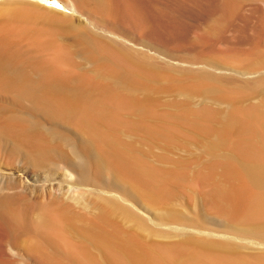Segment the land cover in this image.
<instances>
[{
    "label": "rangeland",
    "instance_id": "rangeland-1",
    "mask_svg": "<svg viewBox=\"0 0 264 264\" xmlns=\"http://www.w3.org/2000/svg\"><path fill=\"white\" fill-rule=\"evenodd\" d=\"M58 1L59 10L48 13L60 20L41 18L35 26L48 28L40 34L45 43V34L52 38L48 49L9 39L29 66L64 46L70 58L61 69L72 85L105 82L98 75L107 58L91 52L84 35L120 43L144 63L126 72L135 87L118 121L94 122L104 141L78 116L0 83V198L27 216L15 231L17 246L0 229V257L11 264H203L208 256L264 264V215L245 209L249 197L264 195L261 155L249 156L260 151L264 130L257 115L264 86L253 85L264 79V0H235L227 18L223 0H137L132 28L96 0ZM19 4L48 10L37 0H0V23L3 11ZM89 91L91 102L109 95L99 86ZM120 152L155 171V183L128 172ZM219 188L230 203L216 200ZM46 210L64 217L60 241L39 227ZM35 242L38 257L29 249Z\"/></svg>",
    "mask_w": 264,
    "mask_h": 264
},
{
    "label": "bare ground",
    "instance_id": "bare-ground-1",
    "mask_svg": "<svg viewBox=\"0 0 264 264\" xmlns=\"http://www.w3.org/2000/svg\"><path fill=\"white\" fill-rule=\"evenodd\" d=\"M37 1L40 3V5H44V9L48 10L46 11L41 8H37L31 4H19L16 9H5L3 11L6 13L4 14V20L0 23V83L2 85L21 88L22 90L26 91L28 95L40 101L44 107H47L46 109H49L50 111L78 116L80 118V123L85 125L92 133L104 141L106 140V137L96 130L97 127L94 126V122L99 118H102L103 120L108 119L107 121L112 123L118 121L117 111L129 104L130 100H128V93H130L135 87L127 80L126 72L141 68V65L144 62L140 60V56L138 57V55H136L133 50L123 47V45H120V43L118 44L119 46H115L114 44L111 46L109 43L105 44V42L103 43V41L96 37H86L84 35L87 48L94 54L100 55L102 57L105 56L107 58V63H109V65L106 64L98 75V77L105 80V82L102 81V83H91L88 80L82 79L79 80V83L76 85V87L72 85V78L68 77V75L65 74L61 69L62 65L68 62L70 58L69 53L64 49V46L63 49H56L47 59L32 62V65L29 66L21 55L11 50L9 47V39L12 37H20L25 39L29 38L33 42L31 43L34 44V46L36 45L35 48H47V46H49L47 43L50 42L52 38L48 37V33L45 34L47 37L44 34L42 35L45 36V41L47 38H50V40L47 39L49 41H46L45 43L40 40L42 29L40 27L39 28L41 30L35 28L36 22L41 18L43 21L44 19L54 22L60 20V18H58V20L56 16L48 13V11L51 12L59 10L53 7V5L61 7L58 0H54L53 2H50V0ZM96 1L103 12H113L116 16H118L119 21H122V23L130 26L131 28L139 20L138 14L136 13L139 12V3L137 0H116V2H112L111 0ZM84 2L85 0H78L79 4H84ZM235 4V0H223L220 7L222 6L224 12H220V14H223L225 18L230 17L232 9H234L233 7L236 6ZM71 9H73L72 5ZM73 10L75 11V8ZM222 18L223 17H221V19ZM41 22H39V24ZM224 24L225 23L219 25L222 27ZM46 29L42 31L47 33ZM52 30L49 28V31ZM51 42L50 44H52ZM144 69L146 68L144 67ZM253 85L257 87L264 86V79L260 78V80L255 81ZM98 86L105 92H109V95L106 98L107 100H103L101 102H91L89 90ZM115 86L118 87L112 90ZM70 95L76 96V100L74 102L68 99V96ZM262 107L263 106H261V108ZM257 115L259 116V119L264 122V107L257 113ZM10 126L8 128H10ZM12 127L13 126H11V128ZM10 131H12V133L15 131L19 132L21 137H27V131L21 128L18 129L17 127L16 130L15 127H13ZM260 133V147L258 148L260 151L247 150L250 151L249 156L255 160H257V157L261 155L260 162L264 163V130ZM29 143L32 144L31 141ZM38 145L39 144H36L35 147H33V145L32 148L38 150L40 149V146ZM239 147H242L241 144ZM38 152H40V150ZM118 155L119 156L117 158L120 160L119 162L128 172L135 173L139 178V181L143 184L152 186V183L155 181L157 176L155 171L146 169L137 161L127 159L121 152L118 153ZM216 197V200L221 204L231 202L229 194L223 188H219V192L216 193ZM9 202L10 201H8L6 198H0V229L5 235L7 243L12 246H17L19 243L18 240L20 241V239L17 240L15 238V231L27 225V216L25 217L26 211L12 208L10 206L11 202ZM245 209L248 212L258 216L264 215V195L249 197ZM51 212V210L49 212L46 210L43 213L39 227L43 230V234L50 236L51 239H57L60 233V225L64 217ZM60 238L62 237L60 236L58 240ZM29 247L31 253H34V256L41 255L42 247L39 242L30 244ZM175 251L173 250L164 252V258L174 256ZM120 253L121 252H117L116 257L122 262V258H124L125 254ZM202 263L236 264V262L233 263L222 258L210 256L203 258ZM0 264L11 263L9 260L0 257Z\"/></svg>",
    "mask_w": 264,
    "mask_h": 264
}]
</instances>
